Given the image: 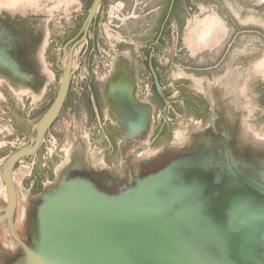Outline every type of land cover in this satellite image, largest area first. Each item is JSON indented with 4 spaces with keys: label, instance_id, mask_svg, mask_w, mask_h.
Returning <instances> with one entry per match:
<instances>
[{
    "label": "rangeland",
    "instance_id": "rangeland-1",
    "mask_svg": "<svg viewBox=\"0 0 264 264\" xmlns=\"http://www.w3.org/2000/svg\"><path fill=\"white\" fill-rule=\"evenodd\" d=\"M92 3L0 0V56L15 60L22 71L18 74L9 61L0 64L1 208L8 203L4 165L34 140L59 91L65 46L81 30ZM211 19L218 22L203 24ZM127 71L136 79L139 109L149 116L143 129L128 134L114 125L117 121L105 102L108 78ZM17 81L22 83L19 89ZM127 117L126 128L136 126V117ZM83 142L91 166L73 176H86L107 193L118 194L119 186L136 183L143 168L157 172L186 159V152L197 147L193 155L186 154L189 167L197 162L213 166L219 182L210 187L213 199L199 192L192 208L208 206L212 199L227 212L231 199H244L250 187L232 166L264 179V0H103L87 41L76 49L61 112L39 149L13 168L17 206L12 226L0 222V264L24 258L26 251L13 235L31 247L33 205L47 192L64 188L63 176L79 165L69 161L70 155ZM125 144L129 146L123 151ZM175 146L181 150L174 152ZM122 152L126 161L121 167ZM102 157L112 165L108 173L102 170ZM257 191L262 198L264 190ZM178 207L169 211L172 216L179 213L175 223L192 235L195 231L186 229ZM216 223L217 228L226 226L224 219ZM217 228L197 244L217 247L212 242L219 238ZM257 228L259 238L264 232Z\"/></svg>",
    "mask_w": 264,
    "mask_h": 264
},
{
    "label": "water",
    "instance_id": "water-1",
    "mask_svg": "<svg viewBox=\"0 0 264 264\" xmlns=\"http://www.w3.org/2000/svg\"><path fill=\"white\" fill-rule=\"evenodd\" d=\"M102 2L93 0L81 30L65 46L67 62L59 91L39 123L34 140L11 155L4 165L8 203L0 208V222L12 223L17 206L13 168L21 158L39 149L46 131L61 112L69 93L76 49L87 41ZM68 45L71 46L67 51ZM6 61L9 58L0 56L1 65ZM9 63L22 75L15 60ZM141 112L142 119L137 120L136 126L127 128L130 133L144 128L147 113ZM197 150L194 147L186 154ZM186 154V159L173 161L157 172L138 175L131 188L128 186L118 194L105 192L86 176H73L76 171H84L73 166L62 178L64 188L47 192L38 205L37 221L40 209H44L43 225L39 227L43 246L29 264H264V233L259 238L256 235L257 227L264 232V194L258 198L257 191V188L264 190L262 176L244 174L233 165L232 172L243 177L240 180L245 179V187L250 188L244 199H231L226 212L222 210L225 205L213 202L210 194L213 192L210 187L219 182L215 180L218 173L211 169L213 166L200 167L198 162L194 168L189 167ZM174 166L180 168L176 175L172 173ZM230 167L224 170L227 174L231 173ZM199 192H204L206 199L211 197V203L192 208ZM173 205L182 210L186 229L195 231L192 235L177 224V211L171 215L169 208ZM218 218L226 220L222 229L216 227ZM213 228L219 230L218 240L212 241L217 247L208 244L200 247L197 243L211 236Z\"/></svg>",
    "mask_w": 264,
    "mask_h": 264
},
{
    "label": "crops",
    "instance_id": "crops-1",
    "mask_svg": "<svg viewBox=\"0 0 264 264\" xmlns=\"http://www.w3.org/2000/svg\"><path fill=\"white\" fill-rule=\"evenodd\" d=\"M212 22L213 24L217 23L218 20H208L205 21L203 24H205L206 22ZM116 74H113L111 77L108 78L107 80V85L109 87V93L107 94V99H106V104L107 107L109 106L111 111H112V117L117 121L114 123L115 126H117L119 129H122L123 131H127L126 134H128V130H126L127 126L125 124V120L128 118V115H133L136 117V119L138 120L141 116H142V112L138 111L137 109H139L141 107V105H139V103L136 101L135 97V89H136V79L134 76V73L127 71L126 73H124L123 75H121L119 78L115 79ZM24 77V76H23ZM115 79V80H114ZM13 79H11L12 81ZM15 87H19L21 88L22 83L21 81H17V83L14 84ZM17 89V88H15ZM38 93L35 92V95H37ZM135 102V104L133 105L132 102ZM108 107V108H109ZM126 109H131V110H136L138 111V114H134L131 110H126ZM126 113L128 114L127 116ZM147 113V111H146ZM121 115H124L122 118ZM148 113H147V121H148ZM147 121L145 123V125L147 124ZM147 131V130H146ZM107 137V136H106ZM87 142H83L81 145V148L78 149H74L72 151L73 154L69 153V155L72 157L69 158V161H75L76 163H78L79 167H83V168H87L88 165L91 166V163L89 164V159H87ZM129 145L125 144V147L123 148L126 149ZM108 157V156H107ZM126 157L125 153L122 152L121 155V167L123 166V163L126 161L124 160V158ZM109 158V157H108ZM108 158L106 159L105 157H102V159L100 160V163L103 164L104 167H102V170H104V172H107L112 169L111 168V164H108ZM76 159V160H73ZM97 159V158H96ZM71 163V162H70ZM74 164V163H71ZM108 164V165H107ZM63 174V173H62ZM61 174V175H62Z\"/></svg>",
    "mask_w": 264,
    "mask_h": 264
},
{
    "label": "bare ground",
    "instance_id": "bare-ground-1",
    "mask_svg": "<svg viewBox=\"0 0 264 264\" xmlns=\"http://www.w3.org/2000/svg\"><path fill=\"white\" fill-rule=\"evenodd\" d=\"M196 134V133H194ZM198 134V133H197ZM210 136V135H209ZM208 136V138H209ZM197 138V137H196ZM207 138V137H205ZM200 141V140H199ZM202 142V141H201ZM199 146V145H198ZM176 150H174V152H177L178 150H181L179 149L178 147H176ZM149 150V149H148ZM169 150V149H168ZM166 152V151H165ZM193 155V154H192ZM164 160V156H162L161 158H159V162L163 161ZM179 160V159H178ZM165 162H166V159H165ZM143 167V166H142ZM175 167V166H174ZM152 167V164L150 165V167H148L149 170H151ZM156 168V167H155ZM177 169V168H176ZM135 171V170H134ZM149 172V171H148ZM140 173H142L143 175H146V174H149L146 172V169H142L140 171ZM130 174V173H129ZM114 187V185H113ZM128 186H125V185H121L119 186V190L120 191H126L125 189L127 188ZM117 192V191H115ZM1 208V207H0ZM37 208H38V205L37 204H34L33 205V208H32V217H31V225H32V230H33V237H32V245L31 247H28L24 244V242L22 241L21 237L19 235L14 234V238L18 241V243L20 245H22L24 248V250L26 251V255L24 256V258H19L18 260L15 261L14 264H29L31 263L32 259L34 258L33 256L37 255L38 253V250L39 248H42L43 246V237H42V231L40 233V228L42 225H43V214H44V209H40V218L38 219L37 221ZM7 225L8 226H12L11 225V222L10 221H6ZM9 229H11L9 227ZM40 239V240H39ZM17 244V243H16ZM14 248V247H13ZM37 253V254H36ZM23 257V256H22ZM33 257V258H32Z\"/></svg>",
    "mask_w": 264,
    "mask_h": 264
}]
</instances>
